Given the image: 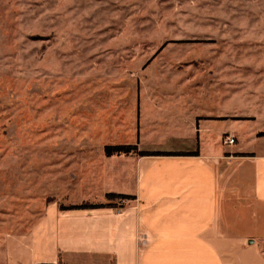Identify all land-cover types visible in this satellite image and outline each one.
I'll list each match as a JSON object with an SVG mask.
<instances>
[{
  "label": "rangeland",
  "instance_id": "374dc122",
  "mask_svg": "<svg viewBox=\"0 0 264 264\" xmlns=\"http://www.w3.org/2000/svg\"><path fill=\"white\" fill-rule=\"evenodd\" d=\"M186 66H214L222 83L264 95V0H0V264H20L48 203L101 204L103 192L131 191L128 180L101 181L104 164L122 159L103 147L135 144L158 123L162 133L140 144L163 146L166 120L142 117L140 127L122 113H139L149 84L184 81ZM250 102L236 103L256 114L239 143L264 129V98Z\"/></svg>",
  "mask_w": 264,
  "mask_h": 264
},
{
  "label": "crops",
  "instance_id": "0c3cea01",
  "mask_svg": "<svg viewBox=\"0 0 264 264\" xmlns=\"http://www.w3.org/2000/svg\"><path fill=\"white\" fill-rule=\"evenodd\" d=\"M184 74L181 82L149 84L139 93L141 104L133 105L139 113H122L140 122L166 120L167 128L163 146L140 144L142 135L162 133L158 122L147 132L141 128L139 139L135 129V144H124L155 155L112 156L122 159L101 169L102 182L128 180L131 191L103 192L97 203L108 208L61 210L48 203L22 241L20 264H264V129L249 132V144L239 143L256 114L236 104L264 95L252 85L222 83L214 66H186ZM154 104L163 106L161 115ZM222 135L235 138L226 151ZM107 194L131 199L116 205Z\"/></svg>",
  "mask_w": 264,
  "mask_h": 264
},
{
  "label": "trees",
  "instance_id": "16d2710c",
  "mask_svg": "<svg viewBox=\"0 0 264 264\" xmlns=\"http://www.w3.org/2000/svg\"><path fill=\"white\" fill-rule=\"evenodd\" d=\"M223 120V119H222ZM264 134H261L260 136H263ZM157 156H196V153L192 154H171V153H156ZM120 155H137L139 157H145V156H152L155 154L148 153V152H140L138 151L137 147L135 145H106L104 146V156L106 158L112 157V156H120ZM106 198L108 200L113 199H121V200H127L131 199L130 196L125 195H113V194H107ZM111 207V205H104V204H91V203H84L81 205H73L70 207H62L60 206L61 210H91V209H101V208H108ZM57 264H63L62 262L58 261Z\"/></svg>",
  "mask_w": 264,
  "mask_h": 264
},
{
  "label": "built area",
  "instance_id": "2783aa9c",
  "mask_svg": "<svg viewBox=\"0 0 264 264\" xmlns=\"http://www.w3.org/2000/svg\"><path fill=\"white\" fill-rule=\"evenodd\" d=\"M223 144L228 146L235 145V138L233 136L227 135L223 141Z\"/></svg>",
  "mask_w": 264,
  "mask_h": 264
},
{
  "label": "water",
  "instance_id": "95a60500",
  "mask_svg": "<svg viewBox=\"0 0 264 264\" xmlns=\"http://www.w3.org/2000/svg\"><path fill=\"white\" fill-rule=\"evenodd\" d=\"M250 243H251V242H250ZM250 243H249V244H250Z\"/></svg>",
  "mask_w": 264,
  "mask_h": 264
}]
</instances>
